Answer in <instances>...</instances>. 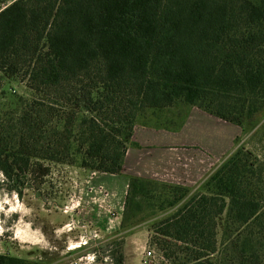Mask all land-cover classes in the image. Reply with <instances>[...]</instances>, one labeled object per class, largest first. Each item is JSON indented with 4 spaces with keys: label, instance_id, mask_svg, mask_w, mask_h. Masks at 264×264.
I'll return each mask as SVG.
<instances>
[{
    "label": "trees",
    "instance_id": "16d2710c",
    "mask_svg": "<svg viewBox=\"0 0 264 264\" xmlns=\"http://www.w3.org/2000/svg\"><path fill=\"white\" fill-rule=\"evenodd\" d=\"M193 106L243 131L264 108V0H0L8 190L33 188L46 161L121 173L137 124L176 131ZM154 200L179 205L149 228L169 264H264V163L244 146L194 188L132 176L121 228ZM112 255L125 264L123 246Z\"/></svg>",
    "mask_w": 264,
    "mask_h": 264
},
{
    "label": "rangeland",
    "instance_id": "374dc122",
    "mask_svg": "<svg viewBox=\"0 0 264 264\" xmlns=\"http://www.w3.org/2000/svg\"><path fill=\"white\" fill-rule=\"evenodd\" d=\"M14 87L18 93L28 94L22 84L14 83ZM166 113L170 116L171 112ZM162 117L165 116L162 114ZM161 119L172 125L166 118ZM245 121V131L242 130L237 137L238 142L235 139V148L244 146L264 163V108ZM176 123L174 122L175 125ZM44 165H49L50 172L38 179L33 188H26L21 194L13 190L17 193L18 202L29 209V212H15L5 217L4 212L0 211V221H6L2 225L4 229L12 228L22 218L24 223L30 225L29 234L34 235L39 242H21L13 238V231H4L0 233V253L37 261L38 264H114L112 252L122 246L124 252L128 236L136 234L130 239L126 264H169L157 245L150 243L153 232L149 228L170 215L179 205L159 209V202L154 200L142 212V215L150 217L132 226L127 224L121 228V223L118 224L116 220L105 227L90 224L75 210L84 195L86 176L82 177L81 168L54 161H46ZM4 181L5 179L0 181V198L4 193L11 198L13 191L7 189ZM195 192L196 189H193L188 194L189 197ZM7 207L8 205H4L5 210ZM114 216L116 215H111ZM119 221H122V216ZM83 225L89 227L85 228ZM77 245L81 246L76 247ZM149 249L155 258L146 263L143 260L144 253ZM90 256L94 259L89 260Z\"/></svg>",
    "mask_w": 264,
    "mask_h": 264
},
{
    "label": "crops",
    "instance_id": "0c3cea01",
    "mask_svg": "<svg viewBox=\"0 0 264 264\" xmlns=\"http://www.w3.org/2000/svg\"><path fill=\"white\" fill-rule=\"evenodd\" d=\"M241 133L239 125L197 106L191 108L184 125L176 131L137 124L133 140L140 146L128 148L121 173L79 167L86 180L82 201L75 210L90 224L105 227L112 220L120 224L132 176L196 187L235 149V139ZM135 235L128 236L124 246L125 264L130 239Z\"/></svg>",
    "mask_w": 264,
    "mask_h": 264
},
{
    "label": "clouds",
    "instance_id": "9594fccd",
    "mask_svg": "<svg viewBox=\"0 0 264 264\" xmlns=\"http://www.w3.org/2000/svg\"><path fill=\"white\" fill-rule=\"evenodd\" d=\"M6 179L2 171H0V181ZM4 205H8L7 209H4ZM0 211L4 212L5 217L11 213L20 212L22 214H27L29 209H26L21 203L18 202L17 193L13 191L11 193V198L7 193H4L3 197L0 198ZM6 221H0V233L4 231H13V238L21 242L29 241L31 243H38L34 235L29 234L30 225L23 222L22 218L9 229H4L2 227L3 223ZM89 260L94 259L93 256L88 257Z\"/></svg>",
    "mask_w": 264,
    "mask_h": 264
},
{
    "label": "built area",
    "instance_id": "2783aa9c",
    "mask_svg": "<svg viewBox=\"0 0 264 264\" xmlns=\"http://www.w3.org/2000/svg\"><path fill=\"white\" fill-rule=\"evenodd\" d=\"M145 257H144V261L146 263H150L152 260H154L155 255L153 254L152 250H146V252L144 253Z\"/></svg>",
    "mask_w": 264,
    "mask_h": 264
},
{
    "label": "bare ground",
    "instance_id": "6f19581e",
    "mask_svg": "<svg viewBox=\"0 0 264 264\" xmlns=\"http://www.w3.org/2000/svg\"><path fill=\"white\" fill-rule=\"evenodd\" d=\"M79 246H81V245H77L76 247H79Z\"/></svg>",
    "mask_w": 264,
    "mask_h": 264
}]
</instances>
